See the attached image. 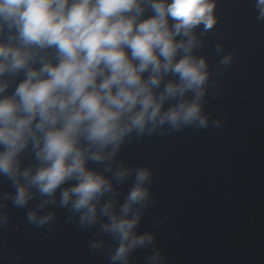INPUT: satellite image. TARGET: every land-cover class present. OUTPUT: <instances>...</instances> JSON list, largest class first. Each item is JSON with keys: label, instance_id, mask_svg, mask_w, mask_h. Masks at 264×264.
I'll list each match as a JSON object with an SVG mask.
<instances>
[{"label": "clouds", "instance_id": "1", "mask_svg": "<svg viewBox=\"0 0 264 264\" xmlns=\"http://www.w3.org/2000/svg\"><path fill=\"white\" fill-rule=\"evenodd\" d=\"M218 0H0V231L74 225L107 264H170L155 168L123 155L154 136L221 129L209 104L236 62ZM264 24V0H252ZM217 37L211 48L210 38ZM146 218L150 223L146 225ZM0 264H22L7 251Z\"/></svg>", "mask_w": 264, "mask_h": 264}, {"label": "water", "instance_id": "2", "mask_svg": "<svg viewBox=\"0 0 264 264\" xmlns=\"http://www.w3.org/2000/svg\"><path fill=\"white\" fill-rule=\"evenodd\" d=\"M217 11L218 32L236 62L220 81L223 95L208 107L229 119L219 130L154 136L123 153L155 168L153 212L170 220L159 235L170 264H264V24L256 23L252 0H218ZM87 239L74 225L37 231L13 210L0 231V255L19 252L22 264H107L88 251ZM142 258L138 253L137 264Z\"/></svg>", "mask_w": 264, "mask_h": 264}]
</instances>
